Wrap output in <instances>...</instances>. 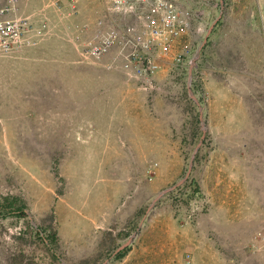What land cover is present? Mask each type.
<instances>
[{
	"label": "rangeland",
	"instance_id": "rangeland-1",
	"mask_svg": "<svg viewBox=\"0 0 264 264\" xmlns=\"http://www.w3.org/2000/svg\"><path fill=\"white\" fill-rule=\"evenodd\" d=\"M31 1L0 54V264H264V0H188V59L147 80L82 56L100 2Z\"/></svg>",
	"mask_w": 264,
	"mask_h": 264
},
{
	"label": "built area",
	"instance_id": "built-area-1",
	"mask_svg": "<svg viewBox=\"0 0 264 264\" xmlns=\"http://www.w3.org/2000/svg\"><path fill=\"white\" fill-rule=\"evenodd\" d=\"M19 1L0 2L1 55L15 50L31 29L27 19L14 16ZM52 1L57 6L75 7V0ZM97 1L104 6V12L94 25L80 30L78 45L82 56L98 60L115 52L114 60L128 79L146 80L158 68L155 63L158 56L171 57L177 65L188 59L195 15L185 7L188 0ZM188 62L192 63V57Z\"/></svg>",
	"mask_w": 264,
	"mask_h": 264
},
{
	"label": "crops",
	"instance_id": "crops-1",
	"mask_svg": "<svg viewBox=\"0 0 264 264\" xmlns=\"http://www.w3.org/2000/svg\"><path fill=\"white\" fill-rule=\"evenodd\" d=\"M3 0H0V2H2ZM32 2H35L34 4H35V6H34V8H32V10L34 11V12H36L37 13V11L40 9V7H42V6H44L45 4L46 5H48V4H52L54 7L56 6V5H54V1H52V0H32L31 1V3ZM59 4V3H58ZM51 5V6H52ZM60 6H63L62 4H59L58 5V7H60ZM63 7H66L65 5L63 6ZM63 9V8H62ZM68 11H69V8H68V6H67V8H66ZM18 12H19V8H18V4L16 5V8H15V12H14V16L18 19V18H24V19H29V18H27L28 16H21V17H18ZM36 13H35V15H36ZM13 16V14H11L10 15V17H12ZM38 21H40V20H38ZM28 23L30 24V22L28 21ZM39 25H40V23H39ZM39 25L37 24L36 25V30H35V34H33L34 36H46L48 33H49V31L48 32H46V30H44L45 29V26L42 24L41 25V27H39ZM31 30H32V28L23 36V40H22V42L18 45L17 44V48L15 49V50H19L20 48H23L24 47V42H25V39L27 40L28 38H26L27 37V35L31 32ZM45 32H46V34H45ZM52 34H55L56 33V31H54V30H52V32H51ZM50 33V34H51ZM34 40H36L35 38H34ZM29 40H27L26 42H25V44L28 42ZM38 42H39V40H38ZM74 43H75V41H73ZM4 56V55H3ZM86 58V57H85ZM101 59V58H100ZM124 73V72H123Z\"/></svg>",
	"mask_w": 264,
	"mask_h": 264
},
{
	"label": "trees",
	"instance_id": "trees-1",
	"mask_svg": "<svg viewBox=\"0 0 264 264\" xmlns=\"http://www.w3.org/2000/svg\"><path fill=\"white\" fill-rule=\"evenodd\" d=\"M11 207V204H9V206L7 207L8 209H10ZM23 213L21 212V210H18V213L17 212H14V215L15 216H18V215H22Z\"/></svg>",
	"mask_w": 264,
	"mask_h": 264
}]
</instances>
